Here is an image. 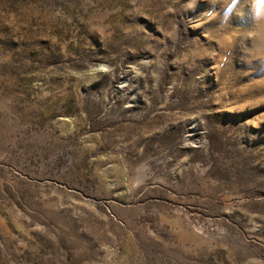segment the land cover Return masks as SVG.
I'll return each instance as SVG.
<instances>
[{
    "label": "rangeland",
    "instance_id": "rangeland-1",
    "mask_svg": "<svg viewBox=\"0 0 264 264\" xmlns=\"http://www.w3.org/2000/svg\"><path fill=\"white\" fill-rule=\"evenodd\" d=\"M250 2L0 0V264H264Z\"/></svg>",
    "mask_w": 264,
    "mask_h": 264
},
{
    "label": "clouds",
    "instance_id": "clouds-1",
    "mask_svg": "<svg viewBox=\"0 0 264 264\" xmlns=\"http://www.w3.org/2000/svg\"><path fill=\"white\" fill-rule=\"evenodd\" d=\"M238 3L239 0H230V3L226 8V13H230ZM249 7L254 18L264 19V0H251Z\"/></svg>",
    "mask_w": 264,
    "mask_h": 264
}]
</instances>
